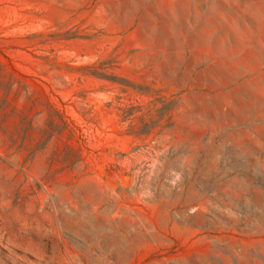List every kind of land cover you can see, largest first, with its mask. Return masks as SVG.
<instances>
[{"label":"rangeland","instance_id":"rangeland-1","mask_svg":"<svg viewBox=\"0 0 264 264\" xmlns=\"http://www.w3.org/2000/svg\"><path fill=\"white\" fill-rule=\"evenodd\" d=\"M0 264H264V0H0Z\"/></svg>","mask_w":264,"mask_h":264}]
</instances>
